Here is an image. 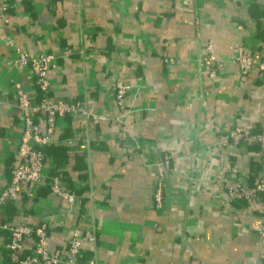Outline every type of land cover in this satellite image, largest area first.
Here are the masks:
<instances>
[{"label":"crops","instance_id":"obj_1","mask_svg":"<svg viewBox=\"0 0 264 264\" xmlns=\"http://www.w3.org/2000/svg\"><path fill=\"white\" fill-rule=\"evenodd\" d=\"M209 41L223 62L213 78L201 60ZM240 45L264 53V0H10L0 15V191L23 125L13 83L37 89L16 49L56 54L47 92L84 100L98 119L86 128L73 115L57 120L51 144L65 149L45 156L41 181L21 182L0 209V264L19 257L5 246L7 226L41 222L48 250L77 235L89 264H264V193L224 206L228 183L252 185L264 176V158L253 143L216 146L234 126L264 127V76L256 67L241 74ZM115 80L131 84L124 121L137 148L116 136ZM164 153L171 169L156 207L153 163ZM49 170L81 198L71 216L49 187ZM23 244L30 252L32 239Z\"/></svg>","mask_w":264,"mask_h":264},{"label":"built area","instance_id":"obj_2","mask_svg":"<svg viewBox=\"0 0 264 264\" xmlns=\"http://www.w3.org/2000/svg\"><path fill=\"white\" fill-rule=\"evenodd\" d=\"M8 0H0V15L5 14ZM197 24V20H196ZM212 43L209 41L205 46V54L201 60L207 65L208 76L213 78L219 68L223 65L222 60L213 57L211 53ZM17 63L29 65L35 82L40 89L47 92L49 80L47 71L55 67L57 55L52 52H44L34 56H28L24 50L16 49ZM241 74H245L252 67H256L259 75L264 76V53L255 57L254 54L244 45L237 48V54L234 58ZM131 89L130 83L121 80H115L112 84V97L116 102L119 114L114 117L118 122L116 136L119 140H129L137 148L138 144L135 137L131 134L128 125L124 121V116L129 112L128 103L125 101L126 94ZM15 94V106L18 109L22 119V131L19 142L16 147L17 164L11 170L10 180L0 191V209L3 202L14 200L18 196L19 184L26 183L32 187L39 183L43 178V159L44 154L41 147L55 142L54 129L58 119L65 115H73L80 120L84 128L91 123H96L98 115L89 110L84 100H70L45 96L40 100H35L33 94L28 92L19 81L13 83ZM74 138L67 139L71 142ZM83 145H87L88 139L77 137ZM255 144L260 154L264 158V127L255 130H244L239 126L230 128L227 133L216 142L218 149H223L226 145L238 143ZM170 155L164 153L160 159L153 164L156 170L155 187L153 189L154 204L160 207L162 204L163 180L170 168ZM219 181V176H217ZM221 179V178H220ZM51 191L66 203L68 215L73 214L74 209L79 205L81 198L73 190L63 187V181L58 176L49 180ZM264 191V176L259 177L254 184L243 187L241 182L234 180L228 183L226 187V197L224 206L226 207L233 200H243L250 202L258 192ZM9 230V240L5 246L12 251H18L19 257L17 264H89L80 262L82 239L73 235L67 239L64 248H55L48 250L45 247L47 239V225L41 222L32 224H13L7 226ZM258 230L264 232V218ZM32 239L31 251L23 252L24 239ZM87 240L94 244L96 240L95 233L87 236Z\"/></svg>","mask_w":264,"mask_h":264},{"label":"trees","instance_id":"obj_3","mask_svg":"<svg viewBox=\"0 0 264 264\" xmlns=\"http://www.w3.org/2000/svg\"><path fill=\"white\" fill-rule=\"evenodd\" d=\"M8 2H10V0H8ZM7 9H8V5H7L6 10ZM34 82H35V78H34ZM35 86L37 88L35 94H33V97H34L35 100H40L41 98H43L45 96H50L48 92H45L42 89H40L38 87V85L36 84V82H35ZM72 100H75V99H72ZM64 138H65L64 140L67 142V139L71 138V136L70 135L69 136L67 135V137L65 136ZM41 149H42V152H43L44 158H45V156H47L48 154H53V151L55 149H59V150L62 151L63 149H65V147H64V145H56V146H53L52 144H49V145H45V146L41 147ZM43 163H44V161H43ZM257 167L258 166L254 164V167L252 168V170H253L252 173L255 176L257 175V169H258ZM54 176H58L60 179H62L63 174L61 172H59V171H56V170H49L46 178L49 181ZM253 184H254V182H253ZM73 191H75V190H73ZM258 193H261L262 194V193H264V191L263 192H258ZM1 207H2V205H1ZM79 260H80V262H83V263L84 262H87V260H85L81 255L79 257Z\"/></svg>","mask_w":264,"mask_h":264}]
</instances>
